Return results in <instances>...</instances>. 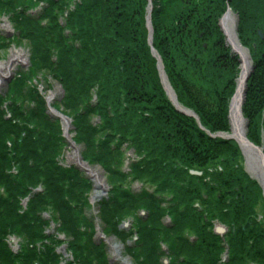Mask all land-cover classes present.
<instances>
[{
  "label": "trees",
  "instance_id": "16d2710c",
  "mask_svg": "<svg viewBox=\"0 0 264 264\" xmlns=\"http://www.w3.org/2000/svg\"><path fill=\"white\" fill-rule=\"evenodd\" d=\"M84 2L83 9L78 7L69 17V25L77 29L75 38L81 43V47L68 48L62 45L65 42L63 38H60V44L57 43L60 49L59 58L73 54L79 58L73 57L74 65L69 60L59 63L51 61L53 69H58L59 80L67 92V108L75 111L80 109V105L85 107L83 102L89 103L97 89L101 106L93 108L89 105L84 112H91L94 116L101 112L103 117L108 116L106 129L111 131H115L116 126L109 117V109L115 112V117L122 116L126 119L127 123L118 130L121 133L134 130L136 148L140 152L150 151V161L141 163L135 168V172L147 174L146 172L154 170L155 184L160 183L159 174L162 175L163 171L168 177L172 176L174 181L179 179L175 163L181 166L185 177L200 182L190 177L188 170H205L210 163L221 161L223 171L208 173L211 180L205 183L210 201L195 196L197 192H192V186L183 189L185 195H182L180 202L185 206V210L183 213L174 211L176 227L173 231L179 228H200L198 221L202 223L204 218L202 213L199 214L193 208L195 198H199L208 212V217L213 211H217L223 222L231 221L230 224H236V221L244 218L246 214L251 215L261 193L259 187L252 183L243 171L238 146L234 142L210 139L197 127L194 119L180 116L164 96L154 61L150 57L141 30L146 0ZM226 2L227 0H154L152 14L155 47L163 59L166 73L178 94L179 102L192 109L202 125L212 133L229 130L228 103L234 94L238 75L236 58L225 46L218 27V21L227 9ZM230 3L231 8L239 13L240 39L244 33L249 37L251 35L256 38L255 41L261 42L259 50H263L260 54L254 53L256 66L248 82L243 107L250 127L248 138L254 144L260 145L264 135V58L260 57L264 55V40L259 41L257 30L264 27V0H232ZM51 4L58 8L61 6V0L51 1ZM48 19L52 21L51 28L39 27L36 21L31 23L29 16L24 18L38 30V37L43 34L56 35L61 31L54 15L49 13ZM36 38L32 37L33 40H37ZM244 44L250 47V44ZM42 49H46L45 41L34 45V54L41 55ZM104 87H107L108 91L101 92ZM26 88L28 84H18V91ZM81 88L84 97L79 101L76 96ZM119 94L127 99L124 104L118 107L112 104L113 108L104 106L105 102L109 103ZM38 105L41 112L31 115L30 121L24 119V113L18 107L12 109L16 111L14 121L5 120L0 110V264H61V258L50 244L43 253L39 252L38 246L41 243H51L46 236L49 222L45 214L49 212L55 214L61 232L70 235L73 241L71 249L77 264H109L102 246L92 240L90 244H85L78 239L87 237L82 229L84 225L86 232L90 231V237L94 238L93 223L82 208H78V205H86L85 197L89 193L90 185L80 173L73 171L69 174L66 171L72 170L63 171L60 168L57 159L64 143L60 127L46 115L43 100L38 102ZM124 105L142 108L150 119L147 117L144 122L132 125L138 116L122 109ZM90 117L88 114H79L77 134L79 141L88 148L89 154L95 155L96 141L100 133L89 124ZM23 120L26 126L33 124L37 129L21 128L26 137L20 141L15 131L20 126H15L13 122ZM112 138L108 136L99 145L100 153L95 155L97 163L109 166V142ZM9 144L15 149H23L17 160H11L7 155L6 146L9 147ZM8 168L12 175L14 169L17 174L11 176ZM2 172L5 173L4 176ZM114 176L119 174L115 173ZM43 181L46 187L44 192L32 197L31 191L39 188ZM212 184L216 187L211 186ZM2 187L5 188L4 191ZM171 187L172 184H162L158 191L163 192ZM4 193L5 196L2 195ZM20 197H31L29 213L20 214ZM156 203V198L150 196L144 200V207L153 210L157 207ZM126 205H129L128 197ZM128 209L131 207L128 206ZM118 213L111 214L110 210H103L101 215L108 233L124 240V235L115 223V220L121 221L123 218L120 206ZM149 224L154 225L151 221ZM5 225H10L16 235L26 238L29 242L27 252L16 259L6 245L7 228L2 229ZM155 233L158 234L159 231L153 228L149 238L143 237L139 246L140 252L138 248L128 249V254L138 264H160L158 238L154 236ZM206 240L209 242L206 252L189 250L190 245L186 243V246L180 248L179 254H193L197 258L216 264L214 255L219 249L214 244L213 236L210 235ZM250 240L254 241L249 246ZM263 244V237L258 235L256 229L246 227L245 230H239V234L230 239L233 256L230 263L240 264L244 254L250 255L252 250H255L252 256L264 264Z\"/></svg>",
  "mask_w": 264,
  "mask_h": 264
},
{
  "label": "rangeland",
  "instance_id": "374dc122",
  "mask_svg": "<svg viewBox=\"0 0 264 264\" xmlns=\"http://www.w3.org/2000/svg\"><path fill=\"white\" fill-rule=\"evenodd\" d=\"M10 1L11 2L8 3V5L7 3L5 4L3 2H0V34L5 35V38H0V65L7 61H10L13 51L24 50L26 52V62L21 66H18L14 73L10 75L8 74L7 77L4 78L5 82L1 86L2 91H0V99L2 103L6 104L5 110L7 111L10 119L12 118L11 114L13 113L9 111V105L18 103L22 111H24V113L27 115L28 113L34 110V106L38 105V102H42V98H44V100L48 102V98L53 95L54 103H47L48 108L50 110V115L52 114L54 118L57 117L55 115L56 113L63 114L68 118H74L78 116L79 114H77L76 111L79 110L78 113H81L82 106L80 105V109L77 108L75 111H70L67 108V100H65L67 94L63 87L64 85H60L61 82L59 80L60 75L58 74V69H53L51 61L53 63H56V59H58L59 63L60 61L69 60L74 65L75 61L73 57L75 59L79 57L76 54H73V56L67 55L62 58H54L53 46L50 43V40H48V37H39L38 40H33L32 37L37 36L36 32L38 30L32 27L27 21L24 20L25 17L27 18L24 13H28L30 15L36 14V16L40 19V23L47 21L48 14L51 10L49 3L47 2V0ZM247 9L248 8H246V11ZM231 13L235 18V26L237 30L239 14L235 11H232ZM45 24L46 23H44V25ZM38 25L39 27H41L39 23ZM262 33L264 34V27L262 28ZM239 36L240 35L238 34V37ZM242 36L243 38L242 40L240 39V41H243V43L246 44H250V47L246 46L249 50L248 53L250 59H252L253 53L260 54L263 52V50H259L261 47V42L258 43L257 41H255V37H251V35L250 37L246 36L245 33L242 34ZM41 41H45L46 49L41 50V55L34 54L32 52V45L37 46V43L39 42L40 44ZM253 44L255 46H253ZM56 57H58L57 54ZM238 62L241 65V62ZM254 62L255 60L253 61V64ZM251 68L252 66L250 67V69ZM241 70L242 69L240 66L238 78L241 75ZM21 81L25 83V85L28 84L29 86L26 89L18 91V84L22 83ZM12 90L13 94H11ZM15 93L16 95H14ZM17 95L21 99H19ZM94 101L95 100H92L91 103H93ZM112 119H114V121L116 122L118 120L117 117L111 118V120ZM227 119L228 128L230 130L229 133L231 134L232 127L230 121V112H228L227 114ZM105 121L107 120L101 118L90 119V123L93 124L95 128H98L100 130L99 141H102L104 139L105 134L106 136H108L111 135L113 132H111V130L106 129L107 125L105 124ZM56 122L58 123L59 121L56 120ZM22 124L23 122H20V124L18 122H14L15 126H20V128L15 129V131L17 132L16 137L20 141H23L26 137V135L21 132ZM77 125V122L73 120V128H76L75 126ZM26 128L33 130L35 129V127L33 126H26ZM69 131H71V129H69ZM134 133V130L129 132V134L126 135L127 140L123 144H120L119 139L121 138V135H118L116 132H113L115 136V147L113 146V149H111V158L109 164V166L111 167L107 168L103 165L96 164V162H93L92 164L90 163V167L93 168V170L98 174V179H95L92 175L83 172V175L86 178H89V195L85 197L86 205H78V208H82V211H84V214L87 216L88 219L93 221L92 217H94L97 229L95 239L106 249L108 259H110L113 264H137L134 258L130 256V254H128L127 249L139 245L141 241L138 236L139 231H141V226L139 224V210L141 211L147 209L146 206L144 207V200L148 199L150 196L156 198L158 202L156 203L157 207H155L151 211L152 213L156 211L159 212L157 218L160 219V221L164 225L169 222L175 224L176 219L174 218L173 214L175 210H179V212L181 213L183 212L182 208L185 210V206L182 207L180 199L182 195H185L183 189L187 188L190 184H194L197 187L193 191V193L197 192L195 196H199L203 200L210 201L207 189L205 188L206 184L203 181L195 182L185 177V175H183V171L181 170V166L177 163L174 164V167L176 168L175 170L179 174V179L176 181L173 180L172 176L168 177L169 175L165 174V172L163 171L162 175L159 174V177H161L160 183L152 185L151 183L153 182V177L155 173L154 170L146 172L147 174L136 173L134 170L137 166H139L145 161L148 162L150 160V151L140 152V150L136 148L133 142V138L135 136ZM71 137L74 138L73 141L77 143V148L79 149L78 152L80 151V156L83 159H86L88 157L92 158L91 155H87L86 147L84 145L79 144L78 140L75 141V138L77 139L78 137L74 135L73 131L71 133ZM226 138L224 137L225 142H227ZM6 147L8 149L7 155L11 157V160H17L23 150L21 147L15 149V147H13V145L11 144L9 147ZM72 153L74 154L75 151L70 146L68 148H65L64 154L60 159V164L62 166L70 168L75 166V164L73 162L71 163V161L69 160V156ZM59 155H61V153H59ZM9 170L10 168L7 169V171ZM112 170L118 174H122L123 176H114L115 173ZM16 171L17 170L14 169L13 175ZM66 173L71 174L73 173V171H66ZM4 174L5 173L2 172L3 176ZM9 174L13 176L11 174V171H9ZM162 184H172V187L169 190L158 192ZM40 187H42V189H46L44 181ZM1 189H3L2 191L5 190L4 187H2ZM97 192H101V195L97 194ZM5 194L6 193L2 195L5 196ZM31 195L32 197H36L37 195H39V193L36 189H34L31 191ZM204 196L206 197V199ZM98 197H100V199ZM127 197L129 198L128 206H130L131 209H128V206L126 205ZM1 198L3 197L1 196ZM27 199L28 197H25V199L21 197L18 198V201L21 204L20 214L29 213V211L31 210V200L29 201ZM194 201V203L199 206V198H195ZM118 206H120L121 210L123 211L122 220H124V222H122L120 229L125 233L124 242L120 238L110 236V234L108 233V229H106L104 224H101L98 220L99 218L102 222V209L107 211L110 210L111 214H113L118 213ZM201 207V211L203 212V214H205V218L208 223L207 227L211 225V228H209V232L212 233L216 226L222 225L220 222V214L217 211H213L212 215L208 217V212L205 210V208H203V206ZM47 216L48 218H46V220L49 222V226L47 228L46 236L48 239L51 240V243H41L38 246L39 252L43 253L44 249H46V246L50 244L61 258L62 264H72V261L77 262V259H75L72 250H68L66 246L64 247V244H68L71 247L69 240L70 242L73 241L70 235L61 232L58 227L57 218L53 212H49ZM254 217L255 219L252 223L256 222L258 226L261 225V228L264 229V198H261L260 205L255 211ZM151 219H156L155 214L150 215L149 221ZM153 222L155 223L156 221ZM5 228H7L6 245L8 246V248H10L11 252L13 253V258L16 259L18 256H21L27 252L26 247L27 245H29V242L28 240H26V238L24 239L16 235V232L11 229L10 225H5L2 227V229ZM82 229L86 233V236L90 237V232H86L87 228L85 225ZM184 233H186V236L196 237L193 231L186 230L184 231ZM206 236L207 235H204V237ZM64 240H67V242ZM162 242L163 245L161 247L159 246V248L162 249L160 251L164 254V264H175L177 259L175 255H173L175 248L173 249L170 244H166L164 238L162 239ZM86 247H88V245ZM165 253L170 254L167 256L165 255ZM177 256L179 257L178 259H183V261H187L186 258H183V254H177ZM194 262L196 264H203L202 262L196 259H194Z\"/></svg>",
  "mask_w": 264,
  "mask_h": 264
},
{
  "label": "bare ground",
  "instance_id": "6f19581e",
  "mask_svg": "<svg viewBox=\"0 0 264 264\" xmlns=\"http://www.w3.org/2000/svg\"><path fill=\"white\" fill-rule=\"evenodd\" d=\"M31 23H35V20H32ZM221 26H222L223 31L226 34L228 47L230 49H233L234 53H237V55H240L242 57L241 58V61H242L241 62V69H242L241 75H240L239 79L237 80V85H238L237 94L232 98V102L228 103L230 106V110L228 112H230V118H231L230 121H231V127H232L231 128V132H232L231 137H233L234 139H236L240 143V146H241L244 154L246 155V157L249 158V162L254 164V165H252V168H251L252 172H249V175L251 174L253 176H256V178L258 180L260 179V181H261L260 184L264 189V159L253 158L255 156V154H253V153H255V152H254V150H252L247 145V140L245 138V132H246L245 129L248 127V132H249L250 127L246 126L247 123H245V120H244L245 119L244 118L245 112L244 111L242 112L243 101H244V99L246 100V97H244V95L246 94V79H248V73H250V61H249L248 54L246 53V51H244L238 43L237 30H236V26H235V18H234L232 13L228 12L224 16L222 23H221ZM231 55L233 56V54H231ZM25 62H26V52L24 50H15L12 52L10 61H7V62L2 63L0 65V91L2 90V88H1L2 84L5 82L4 78L7 77L8 74L10 75V74L14 73V71L17 69V67L21 66ZM164 84H165V89H167L168 97L172 100L175 107L179 109V115L182 117L194 119L195 112L186 105H183L182 107L178 106V104L176 103V101L173 97V95L175 97H178L176 90L173 89V94H172V91H170L169 85L167 84V82H165V80H164ZM107 89H108L107 87H104L101 92L108 91ZM83 93H84L83 88H81L78 91V95L76 96L79 101L83 100V97H84ZM94 100L95 101L93 103H91L89 101L91 107L98 108L99 106H101L102 102H101V98L99 96H95ZM53 101H54V95L48 98V103L52 102V104H53L54 103ZM126 101H127V99L124 98V95L119 94V95L114 96V99L112 101H110L109 103L105 102L104 106L113 108L112 104H116L118 107L120 104H124ZM83 103L87 104L88 102H86V103L83 102ZM34 107H35L34 110L31 111L32 113L41 112L38 105H35ZM122 109L126 110L127 112H131L133 114H136L138 116V118L135 119V121L132 123V125H136L138 123L144 122L143 121L144 118L148 117V119H150L147 112H144V110L142 108L124 105L122 107ZM108 112H110L109 113L110 118H113L116 116L115 112L113 110L109 109ZM83 114H88L90 116L95 115V114H91V112H84L80 115H83ZM55 115L58 118H61L59 114L56 113ZM96 115L99 118L107 119V117H108V116L103 117L101 112L97 113ZM78 118H79V115L74 117L73 120L77 122ZM121 118L123 119V121H125L127 123V121L124 117L121 116ZM62 122H64V126L66 124V132H67L66 139L72 141L73 140V138L71 137L72 124L70 123L71 131H69L68 130V128H69L68 122L69 121L62 118ZM117 122H121V120H117ZM160 128L161 127H159V129ZM77 129H78V127H77ZM217 136L226 138L227 134H218ZM74 151H75V153L74 154L72 153L69 156V160L71 161V163L73 162L75 165H78L82 168H86V166L81 163V160H80L79 154H78L79 152L76 150H74ZM250 152H251V155H250ZM87 170H89L87 173L92 175L95 179H98V174L93 169H87ZM247 170L249 171L250 168H248ZM97 194L101 195V192H99V193L97 192ZM98 198L100 199V197H98ZM78 239H80V241H82L85 244H90L91 240L93 243H98V241H96L95 238H91V237H84L83 239H81V238H78ZM215 239H219V237H215ZM201 242L204 244V246L206 248L209 249V242L207 240H203ZM69 243L71 245V242H69ZM66 245L68 247H70L68 244H66ZM97 245H99V244H97ZM157 245L161 247L163 245V242H161L159 240ZM70 248H72V246ZM160 250H162V249H160ZM149 253L151 254L152 252H149ZM77 263L78 262L72 261V264H77ZM234 263H236V262H234ZM218 264H220V263H218Z\"/></svg>",
  "mask_w": 264,
  "mask_h": 264
}]
</instances>
